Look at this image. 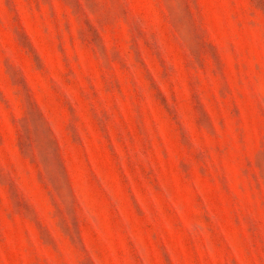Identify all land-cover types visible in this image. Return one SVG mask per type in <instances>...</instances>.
<instances>
[{
	"label": "rangeland",
	"instance_id": "374dc122",
	"mask_svg": "<svg viewBox=\"0 0 264 264\" xmlns=\"http://www.w3.org/2000/svg\"><path fill=\"white\" fill-rule=\"evenodd\" d=\"M0 264H264V0H0Z\"/></svg>",
	"mask_w": 264,
	"mask_h": 264
}]
</instances>
